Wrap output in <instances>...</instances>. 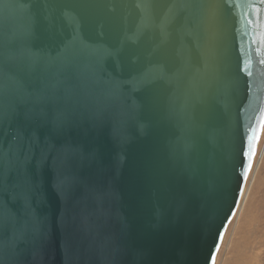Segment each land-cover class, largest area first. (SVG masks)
Segmentation results:
<instances>
[{"label": "water", "instance_id": "1", "mask_svg": "<svg viewBox=\"0 0 264 264\" xmlns=\"http://www.w3.org/2000/svg\"><path fill=\"white\" fill-rule=\"evenodd\" d=\"M261 33L260 0H0V264H211Z\"/></svg>", "mask_w": 264, "mask_h": 264}, {"label": "rangeland", "instance_id": "2", "mask_svg": "<svg viewBox=\"0 0 264 264\" xmlns=\"http://www.w3.org/2000/svg\"><path fill=\"white\" fill-rule=\"evenodd\" d=\"M263 138L262 134L259 147ZM236 214L227 227L216 264H264V157L246 205Z\"/></svg>", "mask_w": 264, "mask_h": 264}, {"label": "snow or ice", "instance_id": "3", "mask_svg": "<svg viewBox=\"0 0 264 264\" xmlns=\"http://www.w3.org/2000/svg\"><path fill=\"white\" fill-rule=\"evenodd\" d=\"M260 3L264 5V0H260ZM252 7L256 8L259 11V8L255 4ZM260 42L264 44V33H261ZM260 51V49H257ZM261 64H264V59H261ZM250 75V74H249ZM264 133V108H261L259 111V117L254 125H250L246 134V150L243 152V156L246 158L245 163L242 165V171L240 173L242 177V184L239 189L238 195L243 197L244 195V184H246L249 174L253 167L254 157L256 155L257 145L259 143L261 134ZM231 216H235V210H233L230 214ZM223 233L219 234V238L223 240ZM216 251H219V244L217 245ZM211 264H216V254L213 253L211 257Z\"/></svg>", "mask_w": 264, "mask_h": 264}, {"label": "bare ground", "instance_id": "4", "mask_svg": "<svg viewBox=\"0 0 264 264\" xmlns=\"http://www.w3.org/2000/svg\"><path fill=\"white\" fill-rule=\"evenodd\" d=\"M262 134L264 135V133ZM263 157H264V138H263L262 144L258 148V152L255 157L254 165L251 170L250 176L248 178V183L246 184L245 189H244V195L241 198L240 204L238 206L236 217L242 212L243 208L246 205V202L249 197L250 190H251V186L253 184V181L255 180V175L257 173V170L260 168L262 164Z\"/></svg>", "mask_w": 264, "mask_h": 264}]
</instances>
